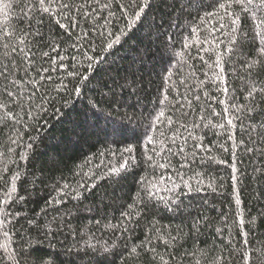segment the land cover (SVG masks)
Masks as SVG:
<instances>
[{"label":"trees","instance_id":"trees-1","mask_svg":"<svg viewBox=\"0 0 264 264\" xmlns=\"http://www.w3.org/2000/svg\"><path fill=\"white\" fill-rule=\"evenodd\" d=\"M129 3L0 0V264H262L260 0Z\"/></svg>","mask_w":264,"mask_h":264},{"label":"snow or ice","instance_id":"snow-or-ice-1","mask_svg":"<svg viewBox=\"0 0 264 264\" xmlns=\"http://www.w3.org/2000/svg\"><path fill=\"white\" fill-rule=\"evenodd\" d=\"M39 6L40 8L44 11V12H49L50 9L49 7H45V3L46 0H38ZM202 3V0H201ZM214 3L217 5L219 10H223V12L225 13V15L230 19L231 24L234 26H239L241 24V19L238 15H236V13L233 11L235 6H240L241 9L244 12L249 11V6L253 5L254 0H214ZM188 4L189 6L192 5V0H188ZM129 7H131L133 9L131 16L127 18V26L131 27L133 25H135L140 19L142 14H144L145 9L148 8L149 5V0H130V3L128 5ZM261 8H264V0H260V5ZM7 7V5H6ZM62 7H67V5H62ZM105 7H108V5H105ZM32 9H29V12H31ZM27 15V14H26ZM210 16H218L219 15V11L217 12H212L209 13ZM253 20V35H252V42L255 44L257 41L259 42V52L257 53L256 57L250 61H247V70L250 73H256V74H261L264 75V17H256L253 14L252 17ZM259 21L258 23L256 21ZM57 23L59 24L60 21H57ZM64 26V25H61ZM221 28L224 27L223 24L220 25ZM241 29L239 27H232L231 31L233 33H237L238 31H240ZM125 30L124 29H120V35H116L115 33L109 32L107 34V36H104V34H101L102 36H104V40H105V46L107 48H111L113 43L118 42L120 40V36L125 35ZM110 38V39H109ZM233 43H236L235 40L232 41ZM45 56H47V53H44ZM62 59V57H61ZM89 61L93 60V57H88L87 58ZM203 59V58H202ZM216 65L219 67L220 63H221V57L218 56L217 60L215 61ZM92 65L91 63L89 64V68H91ZM221 71H223V69H221ZM81 79H87L86 76L81 75ZM254 83V82H253ZM66 87V86H64ZM74 91H76L77 93L79 92V89H74ZM223 91L225 93H227L228 89L224 88ZM257 93H261L264 94V86L262 87H255L253 86L250 90H248V96L245 97L246 100L249 101H254L256 98V94ZM9 96L12 95L11 92L8 93ZM198 99V97H197ZM190 103V102H189ZM247 107V106H245ZM251 110V109H249ZM160 116L163 117L164 113L161 112ZM169 122L171 123V120L169 119ZM228 125H232L233 121L232 119H228L227 121ZM95 127V126H93ZM219 127H224L223 124L219 125ZM105 134H109L108 130L105 129L103 130ZM125 132V130L123 128L120 127H113L111 129V135L113 136H120L123 135ZM163 134V133H162ZM229 139H232L231 136H229ZM174 142V141H173ZM149 143H152V139L149 138ZM127 151H131V149H127ZM181 151H183V149H181ZM149 159H151V157H149ZM223 162V161H221ZM127 166V161L124 162V164L122 165V167H126ZM235 171L236 168L233 165V176L232 179L235 180ZM8 195L10 196L11 193H8ZM51 203V202H50ZM237 203L239 204V201H237ZM126 215L130 216L131 212L127 213ZM254 222V221H253ZM241 223L243 224V220H241ZM4 221H0V226H3ZM6 235V233H5ZM245 243H247V241H245ZM133 253L136 252V248H133L131 250ZM149 251H155V249H149ZM10 259L15 261V257L14 256H10ZM248 257L245 256V260H247ZM261 260H262V264H264V252L261 253Z\"/></svg>","mask_w":264,"mask_h":264}]
</instances>
